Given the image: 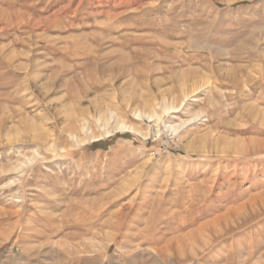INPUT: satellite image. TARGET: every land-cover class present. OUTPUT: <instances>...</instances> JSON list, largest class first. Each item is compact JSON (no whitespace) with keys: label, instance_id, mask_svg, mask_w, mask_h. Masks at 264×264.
Segmentation results:
<instances>
[{"label":"rangeland","instance_id":"1","mask_svg":"<svg viewBox=\"0 0 264 264\" xmlns=\"http://www.w3.org/2000/svg\"><path fill=\"white\" fill-rule=\"evenodd\" d=\"M0 14V264H264V0Z\"/></svg>","mask_w":264,"mask_h":264},{"label":"bare ground","instance_id":"2","mask_svg":"<svg viewBox=\"0 0 264 264\" xmlns=\"http://www.w3.org/2000/svg\"><path fill=\"white\" fill-rule=\"evenodd\" d=\"M6 13V12H5ZM1 15V14H0ZM4 15V14H3ZM14 15V14H13ZM22 15V14H21ZM20 16V15H19ZM23 16V15H22ZM10 17V16H9ZM46 20H48V19H46ZM33 26V25H32ZM32 28H34V27H32ZM129 128H131V127H129ZM118 222V221H117ZM166 263V262H165Z\"/></svg>","mask_w":264,"mask_h":264}]
</instances>
